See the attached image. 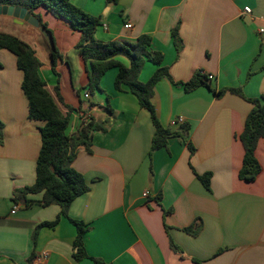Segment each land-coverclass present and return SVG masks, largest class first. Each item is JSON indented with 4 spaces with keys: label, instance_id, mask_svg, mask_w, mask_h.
<instances>
[{
    "label": "crops",
    "instance_id": "obj_1",
    "mask_svg": "<svg viewBox=\"0 0 264 264\" xmlns=\"http://www.w3.org/2000/svg\"><path fill=\"white\" fill-rule=\"evenodd\" d=\"M71 2L100 19L95 31L99 41L135 43L144 34L152 38L150 51L163 54V66L171 76L155 87L152 103L157 117L172 129L177 128L171 126L172 120L184 117L195 150L191 153L183 140L173 137L166 148L149 156L155 134L149 111L128 88L115 89L117 68L102 77L103 91L87 88L86 64L76 48L81 35L66 21L44 8L35 11L62 55L55 68L58 77L52 69V49L39 29L0 15V31L34 49L47 90L61 112L69 114L67 135L78 132L86 116L102 123L107 104L113 110L106 130L93 132L91 152L79 146L72 163L90 185L69 209L70 218L89 227L85 235L89 258L77 262L73 257L77 229L67 218L55 228H41L33 241L36 227L54 221L60 206L42 207L38 204L42 194L28 195L34 201L28 207L13 200L14 190L35 182L43 123L29 118L23 72L15 55L0 50V264H94L93 258L104 264H264L263 140L256 151L262 166L257 179L247 183L238 176L244 155L238 135L252 109L248 99L264 103V0ZM127 23L132 28H125ZM115 59L130 66L125 56ZM156 69L146 62L139 80L147 82ZM199 72L214 76L210 88L185 91L183 84ZM57 84L63 102L55 92ZM231 88L243 96L227 91L216 97L211 90ZM86 91L89 99L83 96ZM208 172L209 190L197 177ZM15 205L19 208L12 213ZM199 224L196 236L184 231Z\"/></svg>",
    "mask_w": 264,
    "mask_h": 264
},
{
    "label": "trees",
    "instance_id": "obj_2",
    "mask_svg": "<svg viewBox=\"0 0 264 264\" xmlns=\"http://www.w3.org/2000/svg\"><path fill=\"white\" fill-rule=\"evenodd\" d=\"M116 2L117 0H109ZM0 6H13L27 9L40 21V26L47 32H51L47 23L43 22L41 16L35 11L44 8L58 19L66 21L73 31L79 32L81 37L76 45L79 55L86 64L88 73V86L90 91H103L101 79L105 73L117 68L115 78V89L123 91L124 88L136 96L141 108L149 111L152 122L155 126V134L152 140L149 156L161 149L166 148L170 138L177 137L187 145L190 152L195 148L189 140L190 124L183 123L172 129L163 126L156 114L152 98L157 83L163 78H170L169 69L163 66V54L157 51H150L152 38L149 35H141L135 43L129 42H103L95 38V31L101 25L99 18L91 16L82 9L75 6L71 0H0ZM177 29L173 31L175 45L178 48ZM6 49L13 53L17 60V67L23 72L22 90L28 101V115L33 121H40L41 148L36 163V179L33 185L14 190L13 200L15 203H23L30 206L34 203L28 199V195L42 194L38 201L42 207L58 205L61 208L58 217L51 222L39 224L34 233L33 241L36 242L39 230L43 227L55 228L61 218H67L77 229V235L73 243L74 259L79 262L89 258L85 248V235L89 227L69 217L71 204L80 196L90 191V185L86 182L81 173L76 171L72 163L78 154V147L83 146L89 153L92 145V134L95 131H105L106 125L113 121V110L109 104L106 105L107 118L102 123L90 121L81 127L75 134L69 136L66 130L70 123L69 114L64 115L59 109L54 97L47 90L46 82L41 78L39 70L42 66L36 56L34 49L19 37L0 31V50ZM52 69L56 72L57 60L62 58L56 45L51 51ZM117 56H125L130 61L127 67L117 61ZM146 62L157 66L151 78L143 83L139 80L140 73ZM1 67V64H0ZM210 80L203 73L195 74L190 81L184 83V89L191 92L200 86L210 88ZM216 97L223 96L227 91L243 96L239 89H225L217 91L211 89ZM59 102H63L60 95V87H55ZM109 101V99H108ZM252 104L244 128L238 135L244 149L242 165L239 170V179L247 183L254 182L262 171V166L257 158L256 151L261 140L264 141V103L259 99H248ZM69 111L71 110L68 107ZM3 124L0 122V141H2ZM202 184L210 189L212 174L210 172L202 175L197 174ZM160 201V196L156 198ZM167 213V212H166ZM201 225H192L184 228V231L196 236ZM172 249L179 251V248L171 242ZM32 258V257H31ZM94 264H104L101 260L93 258Z\"/></svg>",
    "mask_w": 264,
    "mask_h": 264
},
{
    "label": "water",
    "instance_id": "obj_3",
    "mask_svg": "<svg viewBox=\"0 0 264 264\" xmlns=\"http://www.w3.org/2000/svg\"><path fill=\"white\" fill-rule=\"evenodd\" d=\"M0 15L20 19L22 22H26L29 25L39 29L51 49H55V43L52 33L47 32L44 28H42L40 26V21L35 16H33L27 9L13 6H0Z\"/></svg>",
    "mask_w": 264,
    "mask_h": 264
},
{
    "label": "built area",
    "instance_id": "obj_4",
    "mask_svg": "<svg viewBox=\"0 0 264 264\" xmlns=\"http://www.w3.org/2000/svg\"><path fill=\"white\" fill-rule=\"evenodd\" d=\"M244 12L248 14L251 11H250V9L248 7H246L244 9ZM125 28L130 29V28H132V25L130 23H127V24H125ZM261 32H264V30L262 29ZM205 75H207V77H208V79L210 81L214 78L213 75H209V74H205ZM83 96H84L85 99H89L90 98V92H88V91L84 92ZM89 122H90L89 121V117H87V116L84 117V119H83V125L82 126H84L85 124H87ZM183 123H185L184 117L179 116V117H177V118H175V119L172 120L171 126H175L176 127V126H179V125H181ZM143 196L146 197L147 196V193H144ZM18 208H19V206L18 205H15L13 207L12 213H15L18 210Z\"/></svg>",
    "mask_w": 264,
    "mask_h": 264
}]
</instances>
